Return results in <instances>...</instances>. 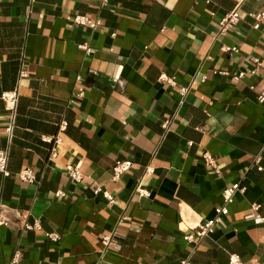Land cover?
I'll list each match as a JSON object with an SVG mask.
<instances>
[{
    "label": "crops",
    "instance_id": "0c3cea01",
    "mask_svg": "<svg viewBox=\"0 0 264 264\" xmlns=\"http://www.w3.org/2000/svg\"><path fill=\"white\" fill-rule=\"evenodd\" d=\"M235 8L234 0H0V95L18 86L23 58L29 73L11 140L0 100V149L9 148L11 171L0 173L10 220L0 226V264H13L17 251V264H180L195 247L192 264H230L234 254L264 264V222L245 218L255 203L264 216V41L251 16L264 12V0L245 1L236 27L220 35ZM77 14L89 24L68 20ZM254 59L261 66L252 75ZM124 160L133 166L115 180ZM68 165L83 173L80 183ZM28 167L34 185L17 176ZM238 182L246 192L230 215L199 245L188 243L190 227L212 219ZM36 221L41 230L22 228ZM113 231L121 246L105 249Z\"/></svg>",
    "mask_w": 264,
    "mask_h": 264
},
{
    "label": "built area",
    "instance_id": "2783aa9c",
    "mask_svg": "<svg viewBox=\"0 0 264 264\" xmlns=\"http://www.w3.org/2000/svg\"><path fill=\"white\" fill-rule=\"evenodd\" d=\"M109 1V0H104ZM212 0H206V2H211ZM247 0H234L236 2V8L227 13L225 17L219 22L218 26V32L220 35L226 34L229 30L236 27L238 22L240 21V13L239 9L240 6ZM251 16L256 20V24L253 26V28L260 32V36L262 40L264 41V26L262 25V22L264 20V12L259 14L252 13ZM68 20L72 22L75 25L80 26H86L89 24V19L85 15H74L71 17H68ZM99 23L92 25V28H96ZM80 48L85 51L87 54H90L92 49L89 47V45H80ZM221 50L225 53H239L238 47H231L223 45ZM255 68L251 71L252 75H255L259 67L261 66V63L258 59H254ZM225 75H230L229 72H223ZM29 77L28 69L26 67V61H24V58L21 60L20 68H19V74H18V86L11 90V91H5L2 92L0 95V100L4 102L6 110L9 112L11 123L8 127V133L10 134V140L12 138L13 130L15 127V120L17 117V111H18V104L20 99V93H19V87L21 82ZM79 78V77H78ZM233 80L240 81L241 79L245 78V73L241 72L238 75H232ZM161 81L167 83L169 86H174L176 84V81L174 78L162 76ZM121 86L123 83L118 82ZM182 95H186L187 91L186 89L182 90ZM260 103L264 102V93H262L258 98ZM172 126L171 119H168L163 124V129L165 132L169 131ZM61 131L65 130V125L61 126ZM9 140V141H10ZM45 142L51 143L54 141L55 143H60V139L56 137L55 140L53 139H43ZM57 151L54 149L51 153V156L53 158L57 157ZM203 161L212 167L216 172H218L215 159L213 158L212 154L210 152H205L202 155ZM133 166V162L130 160H124V161H117L113 167V178L115 180L119 179L124 173L130 171V169ZM260 170L262 168H259ZM66 173L67 175L76 183H80L84 177L83 173L76 167L72 165H68L66 167ZM0 173L3 175V177L8 178L11 176V171L9 169V148L0 149ZM149 173V169H148ZM18 178L20 181L26 184L34 185L37 183V175L33 168H25L20 170L17 173ZM97 194L101 192L100 188H97L95 191ZM137 192L140 196H148L149 193L142 189L141 186L137 187ZM246 192V187L243 186L241 183H235L223 191V204L220 207H217L215 209V216L212 219H208L205 221L199 222L197 225L190 227V230L188 233L184 236V239L188 243L195 244L196 246L199 245L201 240L210 237L215 232V227L219 225L223 218L228 217L230 215V206L235 202V198L237 194H244ZM58 195H61L59 193ZM104 197L108 200L109 204H114L115 199L114 197L109 194L108 192H104ZM261 204H253L251 206L250 211L247 213L245 218L247 220H260L264 222V216L261 214L262 209ZM5 206L3 204H0V226H10V220L6 216ZM18 216H21V214L18 212ZM120 222H123L122 219H120ZM22 228L27 231H34V230H41V225L38 221L35 223H28L25 222L22 225ZM48 238L56 242L60 239V236L57 234H48ZM102 244L105 247V249L108 248H120L121 242L119 240L118 233L116 231L111 232L109 235L105 236L102 240ZM196 249V247H195ZM195 249H193L185 258H183L180 262V264H192V260L195 254ZM21 255L20 252H16L13 257V264H17L20 261ZM230 264H245L241 261L240 257L238 255H231L230 257Z\"/></svg>",
    "mask_w": 264,
    "mask_h": 264
}]
</instances>
